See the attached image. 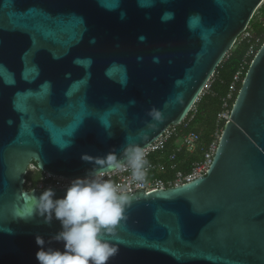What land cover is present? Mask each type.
I'll list each match as a JSON object with an SVG mask.
<instances>
[{"label":"water","instance_id":"water-1","mask_svg":"<svg viewBox=\"0 0 264 264\" xmlns=\"http://www.w3.org/2000/svg\"><path fill=\"white\" fill-rule=\"evenodd\" d=\"M263 3L0 0V264H39L37 237L63 250L37 209L48 188L25 187L32 163L84 177V153L123 159L179 125ZM128 193L108 264H264V43L206 174Z\"/></svg>","mask_w":264,"mask_h":264},{"label":"clouds","instance_id":"clouds-1","mask_svg":"<svg viewBox=\"0 0 264 264\" xmlns=\"http://www.w3.org/2000/svg\"><path fill=\"white\" fill-rule=\"evenodd\" d=\"M164 18L172 19L174 13H165ZM154 115L159 117L158 112ZM67 146L65 143L60 147ZM122 156L123 159L109 152L94 158L84 153L81 159L96 167L86 176L73 179L63 197L56 198L55 191L48 188L37 198V209L45 222L50 223L53 217L60 221L62 230L55 239L64 242L63 250L45 249L43 238L37 237L41 246L36 253L39 264H108L118 253L119 247L107 237L124 218L132 196L105 177L126 166L131 180L143 183L148 164L144 149L137 144L127 145Z\"/></svg>","mask_w":264,"mask_h":264},{"label":"built area","instance_id":"built-area-1","mask_svg":"<svg viewBox=\"0 0 264 264\" xmlns=\"http://www.w3.org/2000/svg\"><path fill=\"white\" fill-rule=\"evenodd\" d=\"M254 16L236 40L235 45L245 42L247 48L230 79L225 96L221 98V109L217 113L216 127L212 140L207 144H203L200 134L195 130L189 129V124L193 120L196 112V106L194 105L188 116L179 125L168 127L155 141L143 148L146 153L145 158L148 161L146 166V179L143 183L133 182L131 180L130 170L126 166H122L117 171L110 172L105 179L110 178L126 192L143 188L149 193L159 189L179 186L206 174L212 163L224 125L230 118L236 94L239 92V86L243 82L249 65L263 44V37L261 35L255 36L254 34V25L258 22V20H254ZM229 53L224 60L229 57ZM215 79L216 76L214 74L206 84L201 96L211 91ZM171 141L172 150L170 153H167V160L161 158L152 160L155 154L164 152ZM196 153L199 155L198 158L190 160L185 157L186 155H194ZM180 155H185L183 162L189 168L187 171L181 169ZM36 167L31 164L27 172L29 173L30 171L38 169ZM39 171L41 172L40 178L35 185L31 181L25 180V187L27 189L44 190L50 187L67 188L73 180L46 171Z\"/></svg>","mask_w":264,"mask_h":264},{"label":"trees","instance_id":"trees-1","mask_svg":"<svg viewBox=\"0 0 264 264\" xmlns=\"http://www.w3.org/2000/svg\"><path fill=\"white\" fill-rule=\"evenodd\" d=\"M262 10L264 11V7H262ZM254 34L255 36L261 35L263 37L264 43V18L254 25ZM246 48L247 44L245 42L235 45V47L229 53V57L226 60H223V62L217 68L215 73L216 79L212 84L211 91L201 96L195 104L196 112L193 120L189 124V129L195 130L200 134L203 144L209 143L214 136L217 113L221 109V98L225 96L228 90L230 79ZM240 87L241 85L239 86V90ZM171 150L172 141L169 142L164 152L155 154L152 157V160H155L156 158L167 160V153H170ZM184 156L185 155H180L181 169L187 171L189 168L187 164L183 162ZM185 157L191 160L194 158H198L199 155L198 153H196L194 155H186ZM32 164L36 167V163ZM40 174L41 172L38 169L30 171L26 176V180L33 182V184L35 185V183L38 182L40 178Z\"/></svg>","mask_w":264,"mask_h":264},{"label":"rangeland","instance_id":"rangeland-1","mask_svg":"<svg viewBox=\"0 0 264 264\" xmlns=\"http://www.w3.org/2000/svg\"><path fill=\"white\" fill-rule=\"evenodd\" d=\"M262 7H264V3L260 6V8L256 11V14L254 16V20L258 22L263 20L264 18V11L262 10Z\"/></svg>","mask_w":264,"mask_h":264}]
</instances>
